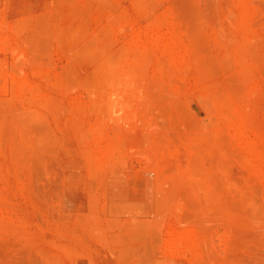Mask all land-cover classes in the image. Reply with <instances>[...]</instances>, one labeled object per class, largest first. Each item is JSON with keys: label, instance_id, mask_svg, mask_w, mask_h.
Returning <instances> with one entry per match:
<instances>
[{"label": "rangeland", "instance_id": "obj_1", "mask_svg": "<svg viewBox=\"0 0 264 264\" xmlns=\"http://www.w3.org/2000/svg\"><path fill=\"white\" fill-rule=\"evenodd\" d=\"M0 264H264V0H0Z\"/></svg>", "mask_w": 264, "mask_h": 264}]
</instances>
